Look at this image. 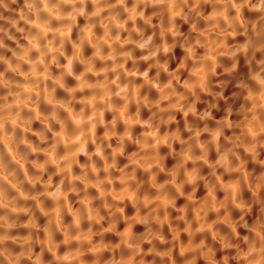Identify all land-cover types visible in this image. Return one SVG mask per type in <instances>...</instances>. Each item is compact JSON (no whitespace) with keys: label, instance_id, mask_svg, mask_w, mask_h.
<instances>
[{"label":"clouds","instance_id":"1","mask_svg":"<svg viewBox=\"0 0 264 264\" xmlns=\"http://www.w3.org/2000/svg\"><path fill=\"white\" fill-rule=\"evenodd\" d=\"M0 264H264V0H0Z\"/></svg>","mask_w":264,"mask_h":264}]
</instances>
